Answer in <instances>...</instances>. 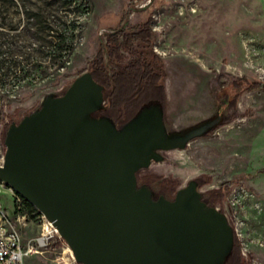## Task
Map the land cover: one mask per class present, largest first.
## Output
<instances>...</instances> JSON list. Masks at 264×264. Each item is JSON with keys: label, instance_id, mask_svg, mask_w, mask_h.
Here are the masks:
<instances>
[{"label": "water", "instance_id": "water-1", "mask_svg": "<svg viewBox=\"0 0 264 264\" xmlns=\"http://www.w3.org/2000/svg\"><path fill=\"white\" fill-rule=\"evenodd\" d=\"M146 1L147 19L165 3ZM114 16L98 21L90 55ZM161 57L165 106L150 101L120 128L107 116L113 88L90 72L74 77L77 67L3 101H19V117L5 133L0 182L37 210L70 264H234L233 209L227 197L211 199L232 157L209 165L193 153L247 126L248 97L258 91L250 88L264 83L224 61L204 65L196 53ZM239 80L247 82L240 90ZM146 176L158 181L145 185ZM201 177L210 183L200 186ZM163 180L177 184L172 195L159 196Z\"/></svg>", "mask_w": 264, "mask_h": 264}, {"label": "rangeland", "instance_id": "rangeland-1", "mask_svg": "<svg viewBox=\"0 0 264 264\" xmlns=\"http://www.w3.org/2000/svg\"><path fill=\"white\" fill-rule=\"evenodd\" d=\"M124 1L0 0V108L5 99L22 98L83 66L98 21L117 11ZM38 11L53 29L47 38L52 44H44V35L37 32L38 22L32 13ZM152 20L153 29L163 33L162 52L196 53L204 65L213 59L224 61L264 83V0H165ZM257 90L248 97L249 124L204 143L203 152L199 143L201 149L193 154L209 165L232 157L225 196L244 246L256 256L257 264H264V142L261 140L255 150L260 169L248 156L253 138L264 127V86ZM0 189L10 191L1 182ZM8 201L3 197L10 213ZM43 224L42 217L29 215L27 227L16 225L25 247H37ZM36 249L24 264H70L55 238L47 247Z\"/></svg>", "mask_w": 264, "mask_h": 264}, {"label": "flooded vegetation", "instance_id": "flooded-vegetation-1", "mask_svg": "<svg viewBox=\"0 0 264 264\" xmlns=\"http://www.w3.org/2000/svg\"><path fill=\"white\" fill-rule=\"evenodd\" d=\"M122 4V3H121ZM114 12V19L110 26L104 31L95 45L94 55H90L77 67L74 77L90 72L92 78L101 86L110 90L111 104L107 116L119 128L127 124L141 109L150 102L156 101L163 106L166 103L165 87L167 75L165 74V63L161 56H169L159 49L162 35L153 29V14L146 18L142 10L147 8L146 0H125L123 5ZM149 8V7H148ZM80 68V69H79ZM68 77V76H67ZM246 80H239L234 84L240 90ZM260 85H254L250 90H257ZM20 100L19 97H15ZM19 101L4 104L3 113L0 116V151L4 152L3 140L10 125L19 117V109L12 111V107ZM235 105L233 101L230 107ZM200 142L202 152L204 143ZM143 184L152 186L158 179L155 176L141 178ZM208 177H201L198 181L200 186L210 183ZM177 184L172 180H163L159 185V196L172 195ZM228 184L220 190L211 193L214 203L223 201L228 193ZM235 245L233 249L234 264H257L256 256L244 246L238 233L237 223Z\"/></svg>", "mask_w": 264, "mask_h": 264}, {"label": "built area", "instance_id": "built-area-1", "mask_svg": "<svg viewBox=\"0 0 264 264\" xmlns=\"http://www.w3.org/2000/svg\"><path fill=\"white\" fill-rule=\"evenodd\" d=\"M2 156L0 151V162ZM3 197L9 198L7 209L10 213L3 205ZM23 200L12 188L10 191L0 190V264H24L27 258L37 252L36 248L47 247L50 239L54 238L52 230L45 223L43 233L36 241L37 247L31 245L25 247L22 235L16 228V225L28 226L29 214Z\"/></svg>", "mask_w": 264, "mask_h": 264}, {"label": "trees", "instance_id": "trees-1", "mask_svg": "<svg viewBox=\"0 0 264 264\" xmlns=\"http://www.w3.org/2000/svg\"><path fill=\"white\" fill-rule=\"evenodd\" d=\"M29 16H31V14ZM32 16L38 22L37 32L42 33L44 35V44L46 42H49L52 44V41H47V38L51 36L50 33L53 31V29H52V27H49L47 25L46 22H48V21H44L45 18L41 15V11H38L36 13H32ZM23 201H24L23 203H24V205L28 211V214L31 217H35V216L41 217V215L37 212V210L31 204H29L25 200H23ZM59 244H61V243L59 242Z\"/></svg>", "mask_w": 264, "mask_h": 264}, {"label": "crops", "instance_id": "crops-1", "mask_svg": "<svg viewBox=\"0 0 264 264\" xmlns=\"http://www.w3.org/2000/svg\"><path fill=\"white\" fill-rule=\"evenodd\" d=\"M262 140L264 142V127L262 130L253 138L252 145L250 146L249 150V160L253 164V166H258L259 168V157L256 154L255 150L258 145V143ZM257 168V167H256Z\"/></svg>", "mask_w": 264, "mask_h": 264}, {"label": "bare ground", "instance_id": "bare-ground-1", "mask_svg": "<svg viewBox=\"0 0 264 264\" xmlns=\"http://www.w3.org/2000/svg\"><path fill=\"white\" fill-rule=\"evenodd\" d=\"M1 183H3V182H1ZM7 186V185H6ZM9 187V186H8ZM1 190V189H0ZM10 190H11V187H10ZM46 236V235H45Z\"/></svg>", "mask_w": 264, "mask_h": 264}]
</instances>
